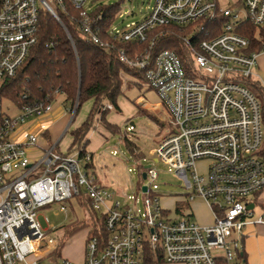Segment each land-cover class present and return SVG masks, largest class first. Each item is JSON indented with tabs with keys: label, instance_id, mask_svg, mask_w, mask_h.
<instances>
[{
	"label": "built area",
	"instance_id": "1",
	"mask_svg": "<svg viewBox=\"0 0 264 264\" xmlns=\"http://www.w3.org/2000/svg\"><path fill=\"white\" fill-rule=\"evenodd\" d=\"M68 1L79 11L83 39L99 44L90 0ZM54 3L62 0H0V264H45L58 241L48 237L53 227L43 230L40 212L59 204L66 213L67 202L82 195L95 212L105 215L109 236L103 248L97 237L87 239L81 264H147L150 256L151 264H247L246 230L264 226V213L254 219L256 203L248 202L250 197L259 200L264 192L259 155L264 143V83L253 78L264 54V0L227 5L218 0H155L140 22L111 29L114 41L132 44L120 51V61L144 72L147 87L159 95L171 124L169 136L149 151L148 167L140 168L148 183L140 189L143 197L128 196L123 203L115 192L97 184L89 168L92 153L59 152L58 143L43 148L36 132L19 129L26 120L49 115L53 101L22 104L17 118L3 113L2 85L16 76L38 44L43 12L60 22ZM211 22H221V27L207 31L205 23ZM246 26L257 29L261 50L250 51L252 42L242 34ZM166 27L190 30L192 36L215 35L195 44L191 36L184 39L191 49L187 67L173 51L153 53ZM133 44L144 46V51L133 49ZM249 80L261 84L262 100L247 85ZM30 150L39 156L33 158ZM159 162L184 181L190 205L186 214L162 207L155 185L154 164ZM199 162L207 163L205 173L199 172ZM197 199L208 206L212 225L193 219ZM46 264L76 263L62 259Z\"/></svg>",
	"mask_w": 264,
	"mask_h": 264
},
{
	"label": "trees",
	"instance_id": "2",
	"mask_svg": "<svg viewBox=\"0 0 264 264\" xmlns=\"http://www.w3.org/2000/svg\"><path fill=\"white\" fill-rule=\"evenodd\" d=\"M53 8L60 22L48 12H43L38 44L31 50L28 59L16 76L4 81L1 93L18 106L26 103L57 101L59 97H62L63 108L70 113L78 101L72 124L75 122L80 108L85 103L92 102L86 119L71 131L72 141L67 150V153L81 150L83 154L88 151L89 133L97 125H101L106 132L112 135L120 132L117 125L108 122L107 113L105 114L102 109L111 105L113 110L121 112L118 100L122 95L123 77L127 75L145 82V75L144 72L130 69L120 61V51L122 49L126 51L132 47V44L114 41L109 34L117 19L119 5L104 6L100 3L92 11L91 16L98 19L95 22L94 30L98 31L99 44L89 43L83 39L79 30V11L68 0H62L61 4L54 3ZM221 21L223 22V20ZM205 25L207 31H216L217 27H221V22H218V25L212 22L205 23ZM257 32L254 27L246 26L242 33L252 42L250 51L261 50V43L256 38ZM214 35L215 33L208 36L206 32H202L192 36L190 30L166 27L159 32L153 53L157 54L164 50L173 51L189 67L191 49L186 45L184 39L191 36V42L195 44ZM133 49L142 52L145 47L133 44ZM247 85L261 100L263 99V88L259 82L249 80ZM125 143L133 155H142L137 152L136 145L127 137ZM259 155L264 162V143ZM89 168L95 169L94 164L91 163ZM77 200L84 209L86 218L66 227L64 238L59 240L53 251L57 259L61 257L65 239L79 230L87 229L88 224L93 230L88 232L87 239L97 237L101 248L109 236L105 227V215L95 212L85 195L77 197ZM151 258L150 256L147 259V264L153 263Z\"/></svg>",
	"mask_w": 264,
	"mask_h": 264
},
{
	"label": "rangeland",
	"instance_id": "3",
	"mask_svg": "<svg viewBox=\"0 0 264 264\" xmlns=\"http://www.w3.org/2000/svg\"><path fill=\"white\" fill-rule=\"evenodd\" d=\"M235 1L237 0H218L222 5H227L229 2L234 3ZM89 3L93 8L91 12L100 3L104 6L119 5L117 19L113 27L120 29L143 20L151 12L155 0H90ZM262 57L259 64L253 69V73L258 76L255 77L254 75L253 78L257 79L259 77L257 80L264 83V55ZM62 100L63 98L59 97L57 101H53V110L49 115L43 118L26 120L24 124L20 125L19 129L30 132L39 127L40 129L35 135L40 145L51 148L58 143V151L67 152L72 141L71 131L86 119L92 107V102H87L80 108L75 122L68 129V134L64 137L62 134L56 137L67 119V114L63 111ZM143 101H146L149 106L156 108V110L147 107ZM160 104L159 95L154 90L149 89L145 82L126 75L123 77L122 95L118 100L121 112L108 109V105L102 109L105 114L107 113L106 119L108 122L117 125L120 132L112 135L106 132L101 125H97L89 133V149L92 151L90 153L94 154L93 164L95 166L94 173L98 179L97 184L107 187L111 192H115V199L121 203L127 200L128 196L140 195L143 197L140 189L148 183L142 179L140 168L150 163L149 151L169 136L170 120L164 109L158 110ZM2 110L4 115L10 118H17L20 115L18 105L8 97L2 99ZM67 113L70 118L72 112L68 111ZM132 123L134 126L131 125ZM128 127H133V131H128ZM46 131L48 133L43 137V133ZM126 137L136 145L137 152L141 153V156H135L128 150L125 143ZM29 153L33 158H37L40 154L36 150H30ZM206 167L207 163L205 162L197 164V168L201 173H205ZM154 168L158 173V179L155 182L158 187L156 195L161 198L162 207L169 213L178 211L181 214H186L190 205L185 200L189 192L185 188L184 181L173 170L170 171L169 166L163 162L154 164ZM248 202L256 203L254 219L261 217L264 213V192L259 196V200L250 197ZM66 206V213L60 211V205L58 204L42 210L39 216L43 230L49 231L51 227L55 229L49 231L48 237L56 239L58 242L64 238L67 226L86 218V213L77 199L69 200ZM192 210L195 215L193 219L200 225L212 223L211 214L201 199H197L194 205L192 204ZM46 218H48L49 223L46 222ZM256 227L253 235H248L247 238L252 242L255 254L259 255L261 251H264L261 243L259 244L260 240L264 238V228H262L264 226ZM91 230L93 228L88 224L87 229L79 230L71 237L66 238L61 257L57 259L53 250L43 260V263L62 259L78 264L83 263L88 232ZM249 247L250 245H247V250ZM32 259L29 258V260Z\"/></svg>",
	"mask_w": 264,
	"mask_h": 264
},
{
	"label": "crops",
	"instance_id": "4",
	"mask_svg": "<svg viewBox=\"0 0 264 264\" xmlns=\"http://www.w3.org/2000/svg\"><path fill=\"white\" fill-rule=\"evenodd\" d=\"M264 55V54H263ZM263 55H261L260 57H259V60H258V64H259V61L261 60V58H263L262 56ZM145 104H146V106L147 107H150V109H153V110H156V108L154 109V107H152V106H149L148 105V103L146 102V101H143ZM161 109L163 110L164 108H163V106H162V104H160L159 106H158V110L159 111H161ZM165 110V109H164ZM63 111L67 114V119H66V122L64 123V126H63V128L60 130V132H58L57 134H56V137L58 136V135H60V134H62V136L64 137L67 133H68V129H67V127H68V125H69V122H70V118L68 117V111L67 110H65L64 108H63ZM72 124V123H71ZM71 124H70V126H71ZM69 126V127H70ZM40 128L39 127H37L36 129H34V130H32V131H30V132H37L38 130H39ZM46 133H48L47 131L44 133V135H43V137L45 136V134ZM55 137V138H56ZM56 140V139H55ZM55 143V142H54ZM41 147H43L42 145H40ZM89 147L90 146H88L87 147V150L89 151V152H92L91 151V149H89ZM43 148H45V147H43ZM94 171H95V169H94ZM96 175V174H95ZM98 180V179H97ZM205 206L207 207V210L210 212V210H209V208H208V206L205 204ZM210 214H211V212H210ZM211 218H212V223L211 224H208V225H203V226H209V225H212L213 224V217H212V214H211ZM256 228L257 227H249V228H247V230H246V238H245V240H244V253H243V256H244V259H245V261H246V263L247 264H264V251L262 252H260L259 253V255H257V254H255V251H254V249H253V247H252V242L250 241V239L249 238H247L248 237V235H253V233H254V231H256ZM262 228H264V227H262ZM256 235V234H255ZM256 241H258V240H256ZM261 243V247H263V249H264V238L263 239H261L260 240V242H259V244ZM247 245H250V247L248 248V250H247ZM83 262H84V260H83ZM76 263V262H75ZM76 264H78V263H76Z\"/></svg>",
	"mask_w": 264,
	"mask_h": 264
},
{
	"label": "water",
	"instance_id": "5",
	"mask_svg": "<svg viewBox=\"0 0 264 264\" xmlns=\"http://www.w3.org/2000/svg\"><path fill=\"white\" fill-rule=\"evenodd\" d=\"M77 106H78V101H77V104H76L75 107H74V111H73V114H72V116H71V118H70V122H69V125H68L67 129L69 128L70 124H71L72 121H73V118H74L75 113H76V110H77ZM131 125L134 126L133 123H132ZM147 167H148V166H147ZM142 178H143V180H145V179H146V175L143 174ZM146 190H147L146 187H143V188H142V191H143V192H146ZM249 208L252 209V208H253V205H250Z\"/></svg>",
	"mask_w": 264,
	"mask_h": 264
}]
</instances>
